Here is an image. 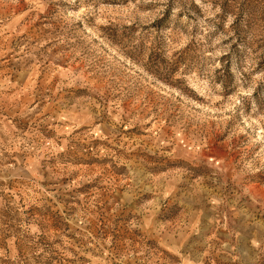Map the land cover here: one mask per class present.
I'll use <instances>...</instances> for the list:
<instances>
[{
  "label": "rangeland",
  "instance_id": "rangeland-1",
  "mask_svg": "<svg viewBox=\"0 0 264 264\" xmlns=\"http://www.w3.org/2000/svg\"><path fill=\"white\" fill-rule=\"evenodd\" d=\"M0 264H264V0H0Z\"/></svg>",
  "mask_w": 264,
  "mask_h": 264
}]
</instances>
